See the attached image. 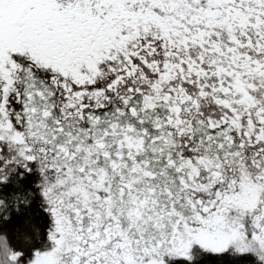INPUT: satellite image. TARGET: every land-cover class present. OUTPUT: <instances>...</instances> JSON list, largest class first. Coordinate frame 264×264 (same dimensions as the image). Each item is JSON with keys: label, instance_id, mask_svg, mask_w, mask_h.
I'll list each match as a JSON object with an SVG mask.
<instances>
[{"label": "snow or ice", "instance_id": "snow-or-ice-1", "mask_svg": "<svg viewBox=\"0 0 264 264\" xmlns=\"http://www.w3.org/2000/svg\"><path fill=\"white\" fill-rule=\"evenodd\" d=\"M0 264H264V0H0Z\"/></svg>", "mask_w": 264, "mask_h": 264}]
</instances>
